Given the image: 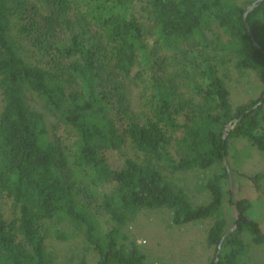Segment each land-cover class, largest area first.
Wrapping results in <instances>:
<instances>
[{
    "label": "trees",
    "instance_id": "trees-1",
    "mask_svg": "<svg viewBox=\"0 0 264 264\" xmlns=\"http://www.w3.org/2000/svg\"><path fill=\"white\" fill-rule=\"evenodd\" d=\"M259 1L0 0V264H159L129 230L146 216L206 231L207 264H264L237 190L262 201L264 172L232 165L264 158V92L233 95L264 86Z\"/></svg>",
    "mask_w": 264,
    "mask_h": 264
},
{
    "label": "rangeland",
    "instance_id": "rangeland-1",
    "mask_svg": "<svg viewBox=\"0 0 264 264\" xmlns=\"http://www.w3.org/2000/svg\"><path fill=\"white\" fill-rule=\"evenodd\" d=\"M233 87V95L236 103H244L254 100H259L264 92V86L253 83L246 85L236 80ZM66 142V139H64ZM232 165L239 173L256 175L264 172V158L254 150L246 149L243 144H238L232 153ZM118 158L116 155H111V164L114 168L118 167ZM234 181V179H233ZM238 195L250 200L253 204L251 211L252 216L260 223L264 224V199L259 200L254 188L247 181L239 180L237 182ZM234 196L235 184H234ZM132 232V237L136 238L138 245L150 252L152 262L159 264H207L210 256L214 253L208 252L204 248L206 231L194 226L187 230H176L169 227L166 218L141 217L137 219L135 224L129 229ZM78 244V242L76 243ZM74 244V245H76ZM53 250L59 256V260L66 262L68 248L65 245L51 244ZM78 248H82L78 245ZM153 250L154 252H151ZM77 256L83 255L82 252L75 250ZM90 253H85L88 255ZM261 255V257H260ZM82 258V256H80ZM79 257V259H80ZM259 260L262 259V254L259 252ZM78 259V260H79ZM86 264H96V259L92 255H88Z\"/></svg>",
    "mask_w": 264,
    "mask_h": 264
},
{
    "label": "water",
    "instance_id": "water-1",
    "mask_svg": "<svg viewBox=\"0 0 264 264\" xmlns=\"http://www.w3.org/2000/svg\"><path fill=\"white\" fill-rule=\"evenodd\" d=\"M262 1H264V0H261V1H259V2H257L256 4H254L249 10H248V13L246 14V17H245V21H247V16H248V14L250 13V12H252L256 7H257V5L260 3V2H262ZM229 131H231L230 129H229ZM225 166H226V168L229 170V166H228V162H227V160L225 159ZM230 188H231V190L232 191H234V181H233V176H232V174L230 173ZM235 202H236V200H235ZM237 203V202H236ZM238 216H240V214L238 213ZM237 229V227H235L225 238H224V240L231 234V233H233L235 230Z\"/></svg>",
    "mask_w": 264,
    "mask_h": 264
}]
</instances>
